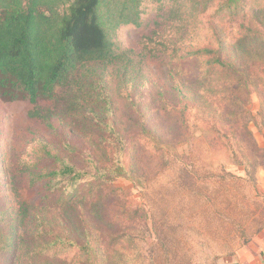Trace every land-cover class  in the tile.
<instances>
[{"label":"rangeland","instance_id":"1","mask_svg":"<svg viewBox=\"0 0 264 264\" xmlns=\"http://www.w3.org/2000/svg\"><path fill=\"white\" fill-rule=\"evenodd\" d=\"M188 1L139 0L137 23L120 24L110 34L111 62L80 66L54 97L37 104L0 99V226L18 242L13 256L0 250V264H92L87 254L72 260L74 250L64 243L48 251L59 256L54 263L31 257L39 232L84 241L81 219L92 222L85 205L57 210L41 201L47 171L54 167L55 155L82 171L95 170L87 155L97 167L115 166L116 156L102 133L104 124L108 121L122 136L137 135L135 122L141 117L134 105L161 141L147 146L159 144L165 154L156 169L157 161L138 148L127 160V174L111 182L115 195L109 210L120 215L116 228L126 234L118 238V251L109 264H227L262 230L264 152L257 156L239 140L246 127L264 149L260 98L250 84L244 101L227 103L216 93L220 75L202 80L205 59L184 54L215 45L217 29L225 57L255 74L253 67L264 63V38L239 39L241 19L229 21L224 12V26L218 27L222 21L217 20L215 4L194 15ZM247 1L249 6L264 4ZM258 19L264 24L263 16ZM108 104L111 111L106 114ZM218 104L225 111L243 106L244 122L215 117ZM201 120H210L209 125ZM211 135L218 139L213 145ZM242 151L254 159H241ZM170 159L173 164H164ZM98 207L89 209L101 223L104 216ZM133 219L134 225L127 222Z\"/></svg>","mask_w":264,"mask_h":264},{"label":"trees","instance_id":"2","mask_svg":"<svg viewBox=\"0 0 264 264\" xmlns=\"http://www.w3.org/2000/svg\"><path fill=\"white\" fill-rule=\"evenodd\" d=\"M138 2L139 0H0V99L27 100L37 104L41 99L54 97L56 90L68 84L80 66L91 62H111L113 53L110 34L120 24L137 23ZM188 2L187 5L194 15L204 14L215 4L218 22L222 19L224 21V12L228 13L229 21L241 19L238 23L241 30L239 39L246 36L264 38V24L258 19L259 16L264 17V4L249 6L247 0ZM223 21L218 27L224 26ZM215 33L218 36V39L215 36V45L188 49L184 56L205 59L207 68L201 72L202 80L208 82L212 76L220 75L216 93L227 103L235 105V101H244L252 84L264 108V63L253 67L255 74L236 66L225 57V43L219 37L217 29ZM218 105L220 110L215 117L234 118L237 122H244L246 109L243 106L225 111L224 107ZM134 107L141 117V120L135 122L137 135L125 137L114 132L108 121L104 124L102 133L105 135L106 144L113 149L116 156L115 166L97 167L96 161L87 155L85 159L95 167L94 171L88 172L75 169L57 155L53 157L54 167L47 171L48 177L44 183L41 201L53 204L57 210H64L71 205H85L92 222L81 219L84 241H78L69 235L62 237L55 233L46 234L47 231L44 230L39 232L36 238L44 236L34 238L31 257L54 263L59 256L57 257L56 252L50 254L48 251L64 243L66 248L74 250L72 260L87 254L92 264H109L115 258L118 251L117 240L126 233L116 228L120 215L109 210L113 204L110 197L115 195L111 182L115 177L127 174V160L132 152H140L139 149L148 151L149 159L157 161L156 169L163 164L165 154L159 144L155 148L147 146L161 141L148 130L146 120L137 105ZM110 111L111 106L108 104L105 113L109 114ZM209 121L201 120V123L208 126ZM181 124L184 128L183 118ZM109 126L112 131L106 134ZM210 128L217 132L213 126ZM239 140L250 146L257 156L264 152L263 148L254 143L246 127ZM216 142L218 139L211 135L209 144ZM249 156L244 151L240 155L246 161L252 160L251 157L254 159L252 155ZM173 163L170 159L164 164ZM93 206H99L96 210L103 213L101 223L92 218L89 207ZM152 221L156 222L155 219ZM127 222L134 225L135 220ZM97 226L99 227L94 228ZM161 240L164 245V235ZM17 243L14 235L1 225L0 250L13 256L17 253Z\"/></svg>","mask_w":264,"mask_h":264},{"label":"crops","instance_id":"3","mask_svg":"<svg viewBox=\"0 0 264 264\" xmlns=\"http://www.w3.org/2000/svg\"><path fill=\"white\" fill-rule=\"evenodd\" d=\"M227 264H264V227L247 244L239 248Z\"/></svg>","mask_w":264,"mask_h":264}]
</instances>
